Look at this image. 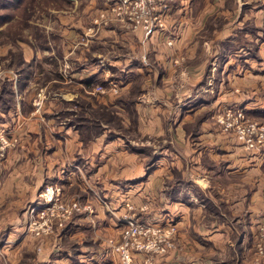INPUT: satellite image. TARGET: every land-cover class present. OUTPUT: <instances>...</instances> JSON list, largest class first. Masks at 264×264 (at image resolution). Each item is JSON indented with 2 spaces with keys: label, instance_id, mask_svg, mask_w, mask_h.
<instances>
[{
  "label": "rangeland",
  "instance_id": "374dc122",
  "mask_svg": "<svg viewBox=\"0 0 264 264\" xmlns=\"http://www.w3.org/2000/svg\"><path fill=\"white\" fill-rule=\"evenodd\" d=\"M113 1L0 0V245L8 242L7 246H10L7 251L0 252V264H49V261L59 264L54 260V249L63 251L70 248L66 233L61 230L66 228L65 223L59 224V231H43V209L46 207L49 214L54 208L48 209L46 201L40 197V192L49 184L62 186L64 203L78 201V212L88 210L91 213L92 200H99L107 215L113 218L112 211L108 209L111 202L96 186L95 192L91 190L94 196L83 201L81 192L70 184L73 176L67 172L79 169L81 173L91 169L84 168L86 166L82 170L74 168L79 154L77 140L115 139L111 149H117V141L126 143L131 155L128 160L137 164L140 151L146 160L147 171L150 160L162 152L169 140L193 138L195 123H192L189 136L184 134L186 131L176 129L182 113L187 120L191 118V122H197L199 118H203L200 124L202 121L210 122L205 126H210L209 132L220 142L216 149L221 154L249 156V161L252 160L249 166V202L261 196L264 198V7L261 10L258 6L264 0H249L248 19L242 18L244 11L239 0H232L227 6L230 11L222 14L209 13L213 0H187L188 5L183 3V7L182 0H170L166 26L175 29V26L180 27L177 22L183 21L184 29H192L193 36L187 39L183 49L195 53L182 59L183 63L191 66H176L174 72L175 75H185L182 69H189L192 75L187 79L189 92L179 93L181 80L176 77L174 94L169 99L159 97L160 104L166 106L168 102V109L173 110L165 112L164 108L159 115L164 126L159 131H155L156 119L152 112L147 111L149 104L146 100L138 104L140 114L134 100L133 104H124L122 98L138 96L140 76L151 73L149 81L153 80L152 83L165 88L166 84L161 79L167 75L165 65L144 51L146 39L160 30L149 35L141 31L144 35L141 40L137 39L132 31L140 30L111 16L103 18V9ZM71 27L74 30H70ZM107 28L110 31L114 29L116 34H111ZM235 28L238 30L232 33ZM245 29L249 31V37L245 36ZM231 33L228 45L229 40L226 43L224 40ZM140 54L149 64L140 67L141 75H135L137 81L129 88L119 85L117 91L108 86L110 80L118 84L124 80L122 70L125 63L140 59ZM119 57H122V62L117 61ZM97 61L105 67L112 65L114 69H110L109 77L106 76L109 79L95 80L88 87L90 94H84L82 85L70 77V70L87 62L97 66ZM148 67L152 71L147 70ZM129 75L134 76L133 72ZM102 88L105 91H101ZM162 93L165 94L164 91ZM135 101L140 102V99ZM181 106L189 107L190 111L186 113ZM107 111L111 112L110 122L103 121L101 126L97 120L99 123L90 127L82 118L88 116L101 120ZM81 125L82 129L76 127ZM202 137L209 138L204 134ZM176 147L181 149L180 145ZM155 148L160 150L155 153ZM134 166L132 163L131 167ZM252 169L259 171L254 173L250 171ZM240 175L232 178L240 180L246 177L245 174ZM85 177L87 174L78 181L83 187L90 188L91 180ZM100 181L107 185L115 180H97ZM228 181V178L223 180ZM131 209L134 207H129L119 218L125 213H134ZM136 209L135 212L144 218L140 215L143 211ZM261 209L255 211L249 207V212L234 216V219L241 218L248 224V240L244 247L248 256L241 254L238 258L237 255L228 260L229 264H264V251L260 249L261 244L264 250V207ZM214 212L212 208L208 209L201 218L211 223V219L218 218ZM91 214L95 216L94 212ZM148 217L153 218L155 225L168 221L177 224L171 218L162 222L155 216ZM227 217L231 216L228 214ZM179 232L177 224L174 237L177 246L173 250L178 251L184 246ZM240 236L241 232L235 234V240ZM41 250L45 252L42 255L45 259L40 260L41 254L37 252ZM171 251L159 256L168 255ZM109 253H112L110 248ZM7 254L11 259L7 260ZM217 261L212 259V262Z\"/></svg>",
  "mask_w": 264,
  "mask_h": 264
},
{
  "label": "crops",
  "instance_id": "0c3cea01",
  "mask_svg": "<svg viewBox=\"0 0 264 264\" xmlns=\"http://www.w3.org/2000/svg\"><path fill=\"white\" fill-rule=\"evenodd\" d=\"M231 1L213 0V4L208 8L209 13L222 14L230 11L227 6ZM239 1L242 3L241 9L243 8L244 11L242 18L248 19L249 0ZM180 3L182 7L183 3L188 5L187 0H182ZM258 6L263 10L264 3L260 2ZM182 22H177L180 27L175 26V29L174 27H167V29L153 33L150 38L146 39L147 45L145 44L144 51L147 54L151 53L149 54L150 58L154 56L159 63H163L166 67L167 75L161 76L163 83L166 84L165 88L160 87L156 82L152 83L153 80L149 81L152 73L140 76V67L144 68L149 64L148 61L146 64L145 60L142 59L143 56L141 58V54L140 59L134 58L125 63V68L122 70L124 80L121 79L119 82L120 86L125 85V88H129L132 83L137 81L135 77L140 76L141 92L137 96V99H140V102H136L137 108H139L138 104H142V100L148 102L147 111L152 112L156 119L155 131L164 129L163 123L159 120V115L162 114L164 108L165 112L173 111L171 108L168 109V102L165 103L166 106L160 104L159 97L165 96L163 98L169 99L174 94V79L177 77L181 80L178 86L179 93L190 90L189 85H187L189 83L187 79L192 76L189 69H182V73H186L185 75L174 74L176 66H191L189 63H183L182 59L191 57L195 53L183 49L188 43L187 39L193 36V30L184 29L181 25ZM239 28L244 31V28ZM70 30H74L73 27ZM107 30L110 31L108 28ZM237 30L235 28L232 33ZM245 30V36L249 37L248 29ZM110 32L116 34L114 29H111ZM126 32L131 33V31ZM132 32L140 40L144 35L141 31ZM232 33L224 40V43L229 40L227 42L229 45ZM168 36L173 37V44L167 43ZM121 58L119 57L117 61L122 62ZM101 60L103 61V59ZM100 61H97V66L87 62L80 68H71L70 70V77L82 85L84 94H90L88 87H91L95 80L109 79L107 78L110 75L109 71L114 69L112 65L105 67ZM149 69L151 68L148 67L147 70ZM130 72H133V77L129 75ZM112 78L114 77L112 76ZM163 91L165 94L162 93ZM82 94L80 93V95ZM181 107L186 113L190 111L189 107ZM181 115L182 117L176 122V129L186 131L184 134L189 136L188 133L191 130L187 129L185 124L191 122L192 119L187 120L183 113ZM202 122L203 124H200L201 122L198 124V134L193 138L180 137V139L169 140L172 144L169 143L162 149L161 155L158 154V158L150 162L147 171L145 170L146 160L140 151L137 153L139 157L137 164L132 162L135 166L131 167L132 163L128 160L131 155L128 153L124 142L121 144L120 141H117V149H111L110 146H114L116 143L115 139L110 141L98 139L89 142L77 140L76 147L79 148V154L76 157L74 168L78 167L82 170V167L86 166L84 168L91 169L86 172L81 171V173H79V169L67 172L69 176H73V181L70 184L81 192L83 201L86 198L89 201L90 197L94 196L93 193L91 194V190L95 192L98 188L102 194L107 196L106 200L111 202L108 209L112 211L113 218L107 215L106 208L104 209L100 205L102 203L99 200H92L91 213H95L93 216L95 218L87 212L88 210L85 212L75 210L77 211L75 215L65 221L66 228L61 229L64 234L66 233L65 238L67 237L66 240L70 248L63 251L60 248H55V262L59 264H118L120 262L118 255L113 251L108 254V248H110L108 239L120 236L123 223L119 216L130 206L143 211V214L140 215H143L144 218L151 215L162 222L169 218L175 219L180 226L179 239L184 245L179 251L172 250L168 255H158L152 263L145 262L142 255L138 254L135 257L137 264H229V259H233L237 255L240 258L241 254H246L248 224L241 218L234 219V216L237 213L249 212V207L255 211L263 210L261 208L264 207L262 196L257 199L253 198L254 200L249 202V166L252 160L249 161V156L245 155L236 156L235 154L218 152L216 145H219L220 142L212 136L213 133L209 132L210 126H205L210 122ZM203 134L209 138H203ZM176 145H180L181 149L179 150ZM159 150L155 148L153 151L156 153ZM250 171L255 173L259 169ZM85 174H87L85 178L91 180L90 188L83 187V184L78 181ZM236 174H242L240 176L245 174L246 177L240 178V180L232 178ZM107 178L115 181H111L107 185L102 181L97 182V180ZM225 178H228L229 181L223 182ZM93 206L95 210H93ZM211 208L213 212L215 211L214 213H217L215 216L218 218L211 219V223L204 222L201 217ZM134 209L131 211H135ZM227 213L231 217H227ZM58 226H56V230L59 231ZM211 227L213 228L211 229ZM240 232V238L235 240L234 235ZM3 244L6 245H0L1 253L10 249V246H7L8 242ZM237 250L239 253L235 254ZM43 251H36L41 254L39 255L40 260L45 259L42 256L45 253ZM246 255L248 256V254ZM9 258L11 259L10 254L7 256V260ZM212 259L218 261L215 263L212 262Z\"/></svg>",
  "mask_w": 264,
  "mask_h": 264
},
{
  "label": "built area",
  "instance_id": "2783aa9c",
  "mask_svg": "<svg viewBox=\"0 0 264 264\" xmlns=\"http://www.w3.org/2000/svg\"><path fill=\"white\" fill-rule=\"evenodd\" d=\"M169 11L170 0H114L103 9L102 16L114 17L149 35L157 30L167 29L166 18ZM168 43L173 44L172 37L168 38ZM108 86L117 91L119 84L110 80ZM101 91L105 90L102 88ZM249 141L252 142V138ZM62 193V186L57 184H49L40 192V197L46 201L48 209L54 207L49 214L46 207L43 209L42 226L44 225L45 233L53 232L56 224L64 225L66 219L70 218L75 210L80 209L76 200L64 203ZM120 220L123 223L120 236L109 238L108 245L113 253L118 255L121 264H137L135 257L138 254L142 255L145 262L152 263L158 255L165 254L177 246L174 240L177 224L174 222L155 225L153 218H142L135 211L123 214ZM260 249L261 252L264 251L261 244Z\"/></svg>",
  "mask_w": 264,
  "mask_h": 264
},
{
  "label": "trees",
  "instance_id": "16d2710c",
  "mask_svg": "<svg viewBox=\"0 0 264 264\" xmlns=\"http://www.w3.org/2000/svg\"><path fill=\"white\" fill-rule=\"evenodd\" d=\"M140 87V86H139ZM141 92V89L138 91V94ZM10 93L11 94H13L14 93V91L12 92V90L10 91ZM123 99V103L124 104H133L134 102V104H136V99H137V96L136 97H133V96H131V95H129V96H125V97H123L122 98ZM133 100H134V102H133ZM79 104V103H78ZM80 105H82V106H84L82 103H80ZM89 105V104H88ZM100 106H102L103 108H106V109H109L110 107L109 106H105V105H100ZM89 107H90V105H89ZM108 107V108H107ZM75 111V110H74ZM74 111L72 112V113H74ZM76 112V111H75ZM110 115H111V112H109V111H107V113H105V114H103V116L101 117V118H104V119H99V118H96V120H95V118H93V119H91L90 117H88V116H81L83 119H85V122H87L89 125H90V127L93 125V123L94 124H98L99 122H97V120L98 121H100V126L102 125V123H103V121H105V122H110ZM112 115H113V112H112ZM203 118H199L198 120H197V122H188V123H186L185 124V126L187 127V129H189V130H192L191 129V126L193 125L192 123H195V126H194V129L192 130L193 131V135L194 136H196L197 134H198V129H197V125L200 123V121L202 120ZM80 121V120H79ZM90 122H92V123H90ZM85 126H87L86 124H84ZM83 125H81V126H76L77 128L79 127H81V129L83 128L82 127ZM158 158V155H155L154 156V158H152L151 160H150V162H152V161H154V160H156ZM74 212H76V211H74ZM73 212V214L72 215H75V213ZM73 217V216H72ZM56 226H58L57 224L55 225V229H56Z\"/></svg>",
  "mask_w": 264,
  "mask_h": 264
}]
</instances>
